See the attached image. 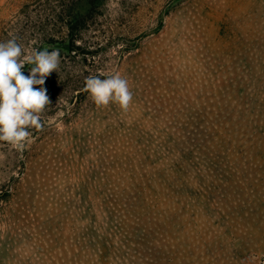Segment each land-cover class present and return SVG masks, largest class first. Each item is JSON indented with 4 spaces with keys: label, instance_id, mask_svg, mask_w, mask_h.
<instances>
[{
    "label": "rangeland",
    "instance_id": "1",
    "mask_svg": "<svg viewBox=\"0 0 264 264\" xmlns=\"http://www.w3.org/2000/svg\"><path fill=\"white\" fill-rule=\"evenodd\" d=\"M96 1L86 23L85 0H0V42L15 35L26 50L60 54L42 127L23 151L0 142V190L19 189L0 208V264H264V0ZM70 33L84 35L89 54L70 58ZM115 72L133 93L127 112L150 134L142 141L190 148L143 224L158 218L161 254H105L70 222V161L98 165L97 137L119 121L88 125L70 109L87 77ZM87 127L99 133L92 141Z\"/></svg>",
    "mask_w": 264,
    "mask_h": 264
},
{
    "label": "trees",
    "instance_id": "2",
    "mask_svg": "<svg viewBox=\"0 0 264 264\" xmlns=\"http://www.w3.org/2000/svg\"><path fill=\"white\" fill-rule=\"evenodd\" d=\"M85 1L91 7L88 13H93L87 20L85 17V21L93 22L95 13H98L101 5L96 0ZM70 20L73 21L72 18ZM83 36L70 33V58L77 54H89ZM67 37L58 39L66 43ZM49 38L54 40V35ZM84 92L70 109L71 116L79 115L82 111L83 123L88 125L98 123L103 114L107 116L108 121L112 117L114 121V116L119 121L116 126L106 123L103 132L98 133L97 138L101 139L99 145L101 150H98L101 152L99 153L101 161L98 165L94 163L83 165L80 160L75 165V161H70V222L75 230V236L81 234V239L95 246L100 245L105 254L122 253L120 257L131 255L133 252L155 255L161 252L155 245L160 242L159 237L163 236L161 232L156 233L155 230L160 225L153 223L158 218L152 216L153 227H144L143 224L150 219L149 214H157L153 209L162 201L161 194L166 188L167 177L182 173L190 148L185 146L184 142L183 147L175 149L165 145L162 140L156 145L153 143V147L150 141L144 143L142 140L150 134L140 127L133 110L121 112L114 104L110 109L108 106L98 108L91 100L85 101L84 97L88 92L86 90ZM98 134H95L94 130H89V127L86 128V135L91 141ZM85 152L83 150L78 153L82 162L85 159L83 157ZM203 161L206 170L210 173L215 172L211 168L216 166L215 158L206 156ZM18 190L17 186L3 187L0 190V208L16 204L14 199L18 196ZM141 200L145 205L138 210ZM112 241L122 244L114 247ZM126 243L137 246L132 249L126 246Z\"/></svg>",
    "mask_w": 264,
    "mask_h": 264
},
{
    "label": "clouds",
    "instance_id": "3",
    "mask_svg": "<svg viewBox=\"0 0 264 264\" xmlns=\"http://www.w3.org/2000/svg\"><path fill=\"white\" fill-rule=\"evenodd\" d=\"M59 63L58 50H26L15 35L0 42V142L23 151L32 139L30 129L42 127L41 114L50 103L44 84ZM26 65L31 66L27 75ZM85 90L98 108L114 104L127 112L133 102L129 82L119 72L87 77Z\"/></svg>",
    "mask_w": 264,
    "mask_h": 264
}]
</instances>
